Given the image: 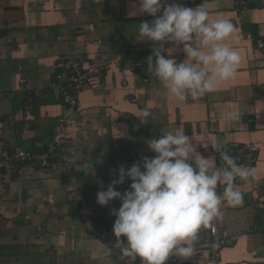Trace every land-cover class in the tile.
<instances>
[{
    "label": "crops",
    "instance_id": "obj_1",
    "mask_svg": "<svg viewBox=\"0 0 264 264\" xmlns=\"http://www.w3.org/2000/svg\"><path fill=\"white\" fill-rule=\"evenodd\" d=\"M169 2L203 4L210 18L235 26L225 41L241 55L235 75L197 100H178L148 70L147 57L159 45L136 38L141 22L154 19L137 11L138 0H0V141L42 150L61 133L70 139L67 161L21 164L8 184L0 167V264H142L115 246L112 209L121 201L102 206L97 192L107 190L122 165L154 157L148 141L168 131H184L218 166L220 152L257 149L252 164L237 161L252 172L235 181L243 202H223L199 229L192 255L173 254L165 264H264V48L256 43L264 39V0L242 11L233 0ZM164 48L178 63L186 58L182 44ZM63 58L102 69L80 91L73 112L61 102L55 78ZM229 110L237 119L225 122ZM68 115L72 123L64 129L59 120ZM130 183L126 178L115 188L123 193ZM216 191L222 195L224 186ZM119 239L126 244L125 236Z\"/></svg>",
    "mask_w": 264,
    "mask_h": 264
},
{
    "label": "clouds",
    "instance_id": "obj_2",
    "mask_svg": "<svg viewBox=\"0 0 264 264\" xmlns=\"http://www.w3.org/2000/svg\"><path fill=\"white\" fill-rule=\"evenodd\" d=\"M138 3L137 11L154 19L141 22L136 38L159 45L147 57L148 70L172 96L180 101L197 100L235 75L241 55L225 43L235 32L230 19L210 18L203 4L193 9L169 0ZM168 42L183 45L186 58L182 62L172 57L171 48H164ZM165 51L168 57L162 54ZM237 115L229 110L222 118L231 122ZM148 116L145 111L140 117L144 122ZM148 145L156 155L127 169L122 165L107 190L97 192V202L106 206L113 199L121 201L112 214L116 217L115 246L124 256H138L142 264H165L170 255H192L199 229L218 215L223 202H243L235 181H247L252 172L217 149L222 162L218 166L214 157L197 152L184 131H168L149 140ZM126 178L131 183L121 193L115 185L123 184ZM218 185L224 186L222 195L216 191ZM121 236L126 237V244L120 241Z\"/></svg>",
    "mask_w": 264,
    "mask_h": 264
},
{
    "label": "built area",
    "instance_id": "obj_3",
    "mask_svg": "<svg viewBox=\"0 0 264 264\" xmlns=\"http://www.w3.org/2000/svg\"><path fill=\"white\" fill-rule=\"evenodd\" d=\"M252 0H233L234 8L238 11L246 9ZM248 37L251 35L247 34ZM257 47L264 48V39L258 40ZM55 78L59 90L61 102L65 105L69 112H73L77 106L78 95L80 91L88 85L93 78H100L102 74L101 67L97 62H92L88 69H83L79 61L71 58H63L55 64ZM28 104L32 102V97L27 96ZM64 129L68 128L72 119L70 115L63 116L59 120ZM70 139L64 134H60L54 141L42 150H25L20 148H9L4 141H0V167L2 169V182L8 184L12 180L13 173L20 167L21 164H34L40 162L42 165H47L54 160L67 161L69 154L67 153V145ZM256 146L254 144L241 152H238L232 157L236 161H241L243 164L250 165L255 161ZM242 180L238 179L237 183ZM211 233L217 232L214 226H211ZM227 231H222V239L229 238ZM233 238V237H231ZM128 260L133 261L132 257Z\"/></svg>",
    "mask_w": 264,
    "mask_h": 264
},
{
    "label": "trees",
    "instance_id": "obj_4",
    "mask_svg": "<svg viewBox=\"0 0 264 264\" xmlns=\"http://www.w3.org/2000/svg\"><path fill=\"white\" fill-rule=\"evenodd\" d=\"M16 172V171H15Z\"/></svg>",
    "mask_w": 264,
    "mask_h": 264
}]
</instances>
